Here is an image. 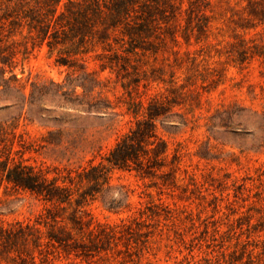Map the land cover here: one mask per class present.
Masks as SVG:
<instances>
[{
    "label": "trees",
    "instance_id": "1",
    "mask_svg": "<svg viewBox=\"0 0 264 264\" xmlns=\"http://www.w3.org/2000/svg\"><path fill=\"white\" fill-rule=\"evenodd\" d=\"M228 13L232 40L215 48L224 58L216 69L207 60L211 45L181 49L182 43L208 42L214 34L211 0H0V93L20 104L16 115L0 122V188L26 193L41 205L32 218L0 221V264H153L154 238H170L164 231L169 225L161 227L159 219L182 223L177 210L151 202L138 215L108 223L96 220L91 207L100 200L111 212L130 209L124 186L109 194L115 171L134 172L171 196L189 198L190 187L199 188L196 173L184 164V145L176 142L171 149L160 128L178 130L192 122L190 114L202 105V92L193 89L198 79L210 92L223 82L229 65L244 70L258 61L264 66V0H243ZM41 46L67 75L61 84L32 82L27 93L15 71ZM91 57L98 70L89 69ZM106 71L124 91L125 114L133 126L99 161L94 157L77 168L37 165L26 158L37 149L17 132L20 122L41 125L49 99L89 114L119 115L99 91L109 82L100 76ZM179 72L185 74L183 82ZM153 86L159 91L144 100ZM70 129L50 130L40 147L62 148L75 157L83 131ZM239 189L227 213L205 221V255L193 264H264V189L245 197L250 190ZM217 199L212 217L220 212ZM174 233L186 244L180 231ZM196 245L188 247L192 258ZM184 260L191 264L187 256Z\"/></svg>",
    "mask_w": 264,
    "mask_h": 264
},
{
    "label": "rangeland",
    "instance_id": "2",
    "mask_svg": "<svg viewBox=\"0 0 264 264\" xmlns=\"http://www.w3.org/2000/svg\"><path fill=\"white\" fill-rule=\"evenodd\" d=\"M217 20L214 23V34L208 42L200 44L192 42L187 46L182 43V51L189 48L192 51L207 49L211 45V57L207 58L211 67L220 69L224 58L216 55L215 48H223L232 40V33L226 25L229 6L243 3V0H211ZM89 69L98 70L93 58L88 60ZM22 84L26 85V92L30 91L32 82L63 83L67 70L55 65L54 56L48 53L45 46L36 47L29 57L18 66L15 71ZM180 82L185 74L179 72ZM101 78L109 79L107 87L99 90L107 97L119 113L112 112L87 113L77 106H61L57 100H47L42 113V124L31 125L22 120L17 130L24 134V138L32 143L37 150L26 152L25 157L34 164L70 165L79 167L86 165L87 161L96 157V161L113 147L116 140L126 133L134 123L130 115L125 114V95L108 71L100 74ZM202 81L198 79L193 87L202 92V105L190 114L192 122L187 127L167 131L160 128L161 135L169 142L173 149L176 142L184 145L187 156L185 165L197 175L199 188L190 187L189 198L180 197L179 194L171 196L160 193L158 189L150 187L151 181L145 180L134 172L115 171L112 178V188L109 194H117V188L124 186L130 192L131 207L121 213L106 210L101 201L95 202L92 214L96 220L115 223L120 218L138 215L139 210L151 202L163 203L173 210H177L183 220L159 221L164 224L163 237L156 235L158 241V255L153 264H187L184 257L191 260V264L205 255V221L219 219L223 212L227 213L226 205L235 200V193L240 192L242 185L250 192L246 195L253 196L257 191L264 189V66L254 61L247 69L239 70L234 66H227L223 82L210 92L201 89ZM159 87L153 88L144 95L147 100L149 95L156 94ZM81 92V90H80ZM20 104L6 101L5 95L0 93V122L8 120L18 113ZM234 112L232 121L226 123L228 115ZM60 121V122H56ZM82 129L80 132L81 144L78 154L73 157L64 153L62 148L44 145L43 139L50 130L57 128ZM202 154L204 158L199 157ZM70 160V161H69ZM185 182H181L184 184ZM202 183L204 185H202ZM150 194V195H149ZM108 196V195H107ZM214 196L217 197L220 212L213 216ZM254 199L251 198L252 202ZM213 203V204H212ZM41 209V205L30 195L14 190L0 188V221L5 223L16 219L32 218ZM180 231L186 244H183L179 235ZM196 245L192 258L188 247ZM53 264H68L66 260H56Z\"/></svg>",
    "mask_w": 264,
    "mask_h": 264
}]
</instances>
